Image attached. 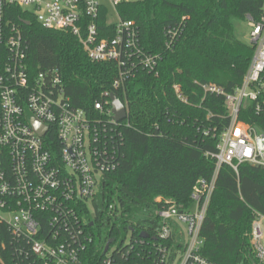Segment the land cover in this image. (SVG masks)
I'll list each match as a JSON object with an SVG mask.
<instances>
[{
	"label": "built area",
	"instance_id": "2783aa9c",
	"mask_svg": "<svg viewBox=\"0 0 264 264\" xmlns=\"http://www.w3.org/2000/svg\"><path fill=\"white\" fill-rule=\"evenodd\" d=\"M123 1L0 0V45L7 51L0 68V256H14L15 264H83L81 256L93 240L83 213L91 207L101 177L118 168L121 129L129 123L127 110L125 119H114L110 94L96 99L93 112H87L72 105L56 68L31 74L26 38L19 24L6 18V7L18 6L42 27L76 36L92 62H114L113 86L118 88L140 70L157 73L160 61L142 46L134 22L120 17L117 7ZM102 15L104 29L98 25ZM246 21L253 54L241 83L232 91L201 85L204 95L222 98L228 119L216 152L207 153L215 161L212 177L195 181L187 205L166 201L156 211L159 228L151 247L144 246L142 237L133 243L125 239L118 249L107 243L99 264H216L201 254L200 230L217 172L223 164L236 174L240 164L264 167V132L258 121L240 118L264 120V6L258 21L249 15ZM176 35V30L168 31L167 46ZM172 88L175 98L186 102L179 84ZM112 209L110 204L109 214ZM253 214L251 246L258 264H264V215ZM175 226L179 247L171 238Z\"/></svg>",
	"mask_w": 264,
	"mask_h": 264
},
{
	"label": "trees",
	"instance_id": "16d2710c",
	"mask_svg": "<svg viewBox=\"0 0 264 264\" xmlns=\"http://www.w3.org/2000/svg\"><path fill=\"white\" fill-rule=\"evenodd\" d=\"M263 6L264 0H124L117 7L120 17L134 22L142 46L160 61L157 73L140 70L118 88L114 62H92L76 36L42 27L18 6L6 7V18L19 24L26 38L31 74L56 68L72 105L87 112L109 94L127 110L120 164L101 177L91 210L83 213L87 230L98 233L81 256L83 264H99L107 243L121 248L127 236L132 243L140 240L141 231L148 234L144 246L151 247L159 228L156 211L166 201L187 205L195 181L212 177L215 161L207 153L216 152L228 119L222 98L204 95L201 85L232 91L241 83L253 48L236 37L233 19L249 15L258 21ZM98 25L106 27L103 15ZM170 30L177 35L167 46ZM6 56L0 45V68ZM174 83L186 102L175 98ZM240 118L258 121L264 132L260 116ZM254 211L264 215V167L240 164L236 174L221 165L200 230L201 254L216 264H258L251 246ZM173 231V245L179 247L181 234L176 226ZM0 264H15V258L0 256Z\"/></svg>",
	"mask_w": 264,
	"mask_h": 264
},
{
	"label": "water",
	"instance_id": "95a60500",
	"mask_svg": "<svg viewBox=\"0 0 264 264\" xmlns=\"http://www.w3.org/2000/svg\"><path fill=\"white\" fill-rule=\"evenodd\" d=\"M26 24L29 23V21L25 22ZM110 105L112 108L113 117L116 121H121L126 118V108L124 104L114 95L110 94ZM33 126L41 133L43 134L45 132V128H43L40 124H38L35 121H32ZM92 225V223H90ZM140 237L146 238L148 237V234L144 231L140 232Z\"/></svg>",
	"mask_w": 264,
	"mask_h": 264
},
{
	"label": "rangeland",
	"instance_id": "374dc122",
	"mask_svg": "<svg viewBox=\"0 0 264 264\" xmlns=\"http://www.w3.org/2000/svg\"><path fill=\"white\" fill-rule=\"evenodd\" d=\"M26 9L29 10L28 7H26ZM114 19H115V17H114ZM233 29H234V33H235L236 37H238L240 40L244 41L245 43H248L249 27L247 25L246 19L234 18L233 19ZM89 210H91V209L89 208ZM82 220H83L84 224L87 223V218L85 216L83 217ZM262 228H263V232H264V220L262 221ZM101 234L105 235L103 231ZM97 236H98L97 230L94 229L93 230V237L96 238ZM127 240H128V236L126 238V241ZM203 243H204V238H203ZM263 244H264V235H263ZM114 246H115V243H112L111 248H113Z\"/></svg>",
	"mask_w": 264,
	"mask_h": 264
}]
</instances>
